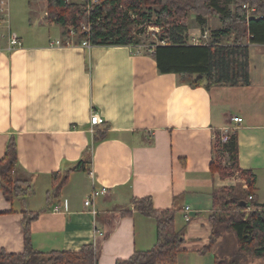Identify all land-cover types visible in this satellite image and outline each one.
<instances>
[{
    "label": "crops",
    "instance_id": "crops-1",
    "mask_svg": "<svg viewBox=\"0 0 264 264\" xmlns=\"http://www.w3.org/2000/svg\"><path fill=\"white\" fill-rule=\"evenodd\" d=\"M28 5L37 21L28 16L15 29L0 22V159L13 136L15 174L31 187L29 196L12 202L0 193V250L23 251L26 209L37 213L30 225L35 249L78 251L93 243L96 264H115L154 245L155 220L131 202L150 197L154 209L176 211V227L183 229L177 264H215L217 256H228L236 247L228 232L209 249L211 192L250 172L253 199L264 204V43L247 44L246 84H181L176 73L158 70L144 45H52L65 40L63 28L48 24L32 0ZM8 31L19 47L9 49ZM91 110L103 118L93 132ZM224 128H234L238 169L247 174L211 173L215 136ZM80 161L82 168L53 196L52 174Z\"/></svg>",
    "mask_w": 264,
    "mask_h": 264
},
{
    "label": "trees",
    "instance_id": "trees-1",
    "mask_svg": "<svg viewBox=\"0 0 264 264\" xmlns=\"http://www.w3.org/2000/svg\"><path fill=\"white\" fill-rule=\"evenodd\" d=\"M43 1L46 3V22L60 25L65 39H70L72 30L74 39L70 40L77 44L87 40L91 46L144 45L135 32L139 24L137 19H144L150 24L153 17L152 23L164 26L165 30L160 35V43L150 44L151 54L158 70L161 73H176L181 84H204L207 88L246 84L249 76L247 44L264 43V0H97L93 4H90V0H84L82 4L74 0ZM243 5L254 8V11L247 16V9ZM188 12L195 14L202 28L207 17H218L221 26L211 32L213 38L208 44L194 45L188 42L186 27L175 19ZM132 14L136 18H132ZM82 24L88 26L87 33L83 32ZM215 142L217 156L210 163L211 173L216 172L221 178L230 177L233 172L248 173L238 169L234 132L224 143L216 134ZM225 156L228 157V165L222 163ZM17 163L16 141L11 136L0 159V193L7 202L25 199L31 194L28 181L15 174ZM81 163L63 173L52 174L53 196L60 195L68 174L82 168ZM247 176L246 189L240 183H235L214 188L211 192L209 249L214 247L215 240L222 232L231 233L236 244L228 256H217L215 264L264 260V204L255 202L253 198L248 200L249 195L253 197V176L250 172ZM131 202L136 211L155 220V243L150 249L136 250L115 264H177L183 229L176 227V211L172 208L154 209L150 197H132ZM241 202H245V205L240 206ZM22 213L23 251L8 253L1 249L0 264H96L93 243L82 245L78 251L52 250L46 253L35 249L30 225L37 218V213L26 209Z\"/></svg>",
    "mask_w": 264,
    "mask_h": 264
},
{
    "label": "rangeland",
    "instance_id": "rangeland-1",
    "mask_svg": "<svg viewBox=\"0 0 264 264\" xmlns=\"http://www.w3.org/2000/svg\"><path fill=\"white\" fill-rule=\"evenodd\" d=\"M29 1L30 0H8L7 5L5 6L8 13V25H12L13 29L18 26V23H21V20L24 18L27 20L28 16L31 17L32 21L35 22L37 20L34 19L32 15L36 16L32 12H30L32 9L29 8ZM84 0H74V2L78 4H82ZM32 4L35 7V11L42 10L45 11V18H46V3L43 0H32ZM250 13H246L247 16H249ZM132 18H136L135 15L132 14ZM175 19L178 21V23L184 25L186 27L185 34L187 35L188 42H190V36L192 34H198L200 30L202 29V26L199 25L198 21L196 20L195 14L192 12H188L187 14L183 16H176ZM154 21V18H151V23L145 21L144 19H137V22L139 24L135 27V32L138 37V39L141 41V44L144 45H150L155 43H160V35L165 30L164 26H156L152 22ZM27 23V22H26ZM28 25V24H27ZM7 26V25H6ZM205 28H208L210 32H213L216 28H219L220 21L218 17L216 16H210L206 18V22L204 23ZM15 27V28H14ZM45 28V27H44ZM213 35H210L209 41H212ZM224 42V40H223ZM142 47V46H141ZM144 48V47H143ZM223 164L228 165V157L225 156L223 159ZM230 164V163H229ZM238 172H233L235 176H237ZM237 183H240L237 181ZM241 184V183H240ZM229 233V232H228ZM231 234V233H229ZM232 235V234H231ZM233 236V235H232ZM231 241L228 240V243ZM230 253V247H227L226 253ZM255 260V259H254ZM250 259H247L242 264H251L249 263Z\"/></svg>",
    "mask_w": 264,
    "mask_h": 264
},
{
    "label": "built area",
    "instance_id": "built-area-1",
    "mask_svg": "<svg viewBox=\"0 0 264 264\" xmlns=\"http://www.w3.org/2000/svg\"><path fill=\"white\" fill-rule=\"evenodd\" d=\"M7 1L8 0H0V11L3 13V15L0 18V22L1 21H4L6 23L8 22V13H7V9L5 7L7 5L6 4ZM96 1L97 0H90V4H93ZM243 7L245 9H247L248 13L254 11V8H249L247 5H243ZM81 28L83 29L84 33H87V31H88L87 25L82 24ZM70 34H73L72 30L70 31ZM210 35H211L210 30L208 28L204 27L200 30V32L198 34H192L190 36V42L189 43L194 44V45L208 44ZM7 40H8L9 49H14V48L19 47L21 45V41H20L19 37L14 32L8 31ZM51 44L55 45V46H60V45H70V44H72V42L70 39H65L64 42L61 40H54V41H51ZM81 46H83L85 48L91 47V45L89 44V42L87 40H83L81 42ZM147 48H148L149 52L152 51V45H147ZM231 119L233 121H235L236 123H240L242 121V118L237 117V116H233ZM102 122H103V118L97 112H95L94 110H91L89 118H88V123L90 125V131L93 132L94 131L93 127L96 124H99ZM233 132H234V128H224L223 130H221L220 134H219L220 142H222V143L226 142L229 138V135ZM239 182L242 184L243 188L246 189L247 188V182H248V176L240 177ZM104 192H105V188H102L101 190H94L92 192L91 196L84 201L85 205H90L91 199H93L98 194H103ZM247 198H248V200H251L253 197H252V195H249ZM58 209H59L58 206L55 205L54 210L58 211ZM186 210H188V207H186ZM184 218L186 220L189 219L188 211H186Z\"/></svg>",
    "mask_w": 264,
    "mask_h": 264
},
{
    "label": "water",
    "instance_id": "water-1",
    "mask_svg": "<svg viewBox=\"0 0 264 264\" xmlns=\"http://www.w3.org/2000/svg\"><path fill=\"white\" fill-rule=\"evenodd\" d=\"M239 205L240 206H244L245 205V202H241Z\"/></svg>",
    "mask_w": 264,
    "mask_h": 264
}]
</instances>
